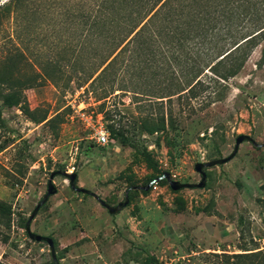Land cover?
<instances>
[{"label": "rangeland", "instance_id": "rangeland-1", "mask_svg": "<svg viewBox=\"0 0 264 264\" xmlns=\"http://www.w3.org/2000/svg\"><path fill=\"white\" fill-rule=\"evenodd\" d=\"M86 1L28 0L18 25L13 15L1 14L0 64L19 47L26 50L20 70L27 76L41 74V62L68 65L86 35L71 12L83 10ZM259 16L264 22V11ZM254 30L247 25L242 32ZM82 46L85 62L91 47ZM152 50L127 73L122 56L101 87L67 84V67L59 88L39 78L25 91L28 106L47 111V120L60 116L61 123L35 124L20 110L2 107L7 129L0 134L6 140L0 200L13 214L0 224V264H52L48 246L29 240L20 225L46 193L51 172L76 173L78 187L116 206L129 188L146 186L164 172L180 183H199L194 165L228 157L240 135L264 142V38L246 49L243 68L216 90V100L209 98L210 90L196 98L177 94V84L185 87L189 80L181 71L203 69L208 57L197 64L196 57L173 59L162 46ZM209 78L216 79L204 69L197 81L207 84ZM103 89L113 93L99 100ZM161 118L164 129L144 132L141 120L149 119L146 126L155 130ZM112 123L128 132L133 147L117 140L98 144L96 131ZM205 172L202 189L175 192L155 183L146 192L130 191L127 207L116 215L58 176L52 181L57 192L41 207L31 231L53 239L59 264H139L144 255L137 246L161 264H264V149L242 143L231 161ZM239 254L250 255L235 257Z\"/></svg>", "mask_w": 264, "mask_h": 264}, {"label": "trees", "instance_id": "trees-1", "mask_svg": "<svg viewBox=\"0 0 264 264\" xmlns=\"http://www.w3.org/2000/svg\"><path fill=\"white\" fill-rule=\"evenodd\" d=\"M29 8L28 0H8L0 5V16L4 13L11 14L18 25L21 14ZM81 8L72 11L71 17L78 28L82 27L86 31L85 43L79 42L76 50L78 54L68 65L41 62V74L31 77L20 70V64L27 60L24 48L18 47L14 55L3 59L0 64V134L7 129L2 107L20 110L35 124L46 122L52 126L60 119V116H55L47 120V111L29 108L25 91L35 87L39 78L49 80L59 88L60 80H63L65 74L63 68L67 67L70 69V75L65 78L67 84L74 82L81 87L89 83L91 88L101 87L106 74L122 56L127 57L128 64L124 71L127 73L135 68L137 59L150 56L153 53L152 48L157 45L165 47L164 53H169L173 59L177 58L174 56L196 57V63L200 64L202 58L208 57L209 62L203 69L193 65L186 73L181 71L182 77H189V80H186L185 87L177 84V94L185 92L189 93V98H196L203 91L210 90L209 98L216 100V90L225 88L222 83L235 77L243 68L248 57L246 49L249 50L257 40L264 38V22L259 16L264 11V0H87L83 10ZM247 25H252L255 30L243 34L242 31ZM88 42L91 51L88 59L83 62L80 53L82 45ZM220 66L223 68L219 69ZM204 69L212 72L216 79L209 78L207 84L199 82L200 79L197 81ZM170 72L172 76L175 75L174 70ZM173 81L170 88L175 85ZM112 93V89H103L99 100ZM177 94H170L168 97ZM141 121L145 133L151 134L164 127L163 118L155 130L146 126L149 119ZM106 129L112 140H117L122 145L134 146L131 136L122 127L112 123ZM5 147L6 140H0V152ZM145 156L149 155L145 153ZM158 183L167 184L165 180ZM12 214L11 206L0 200V224L9 222ZM26 221L20 222L21 228L25 229ZM137 250L144 255L139 264H161L146 248L137 246ZM245 255L250 254H239L235 257L243 258Z\"/></svg>", "mask_w": 264, "mask_h": 264}, {"label": "water", "instance_id": "water-1", "mask_svg": "<svg viewBox=\"0 0 264 264\" xmlns=\"http://www.w3.org/2000/svg\"><path fill=\"white\" fill-rule=\"evenodd\" d=\"M245 142L250 143L252 146H254L256 148L264 149V142L263 143H257V142H255V140H253L249 136L240 135L236 138L233 151L228 157L218 158V159H214V160H210V161H206V162H199V163H196L194 165L195 172L198 173L201 177V180L199 183H197V184L180 183L178 181L172 180L171 175L167 172H164L161 176L150 181L149 184L146 186H142V187L136 186V187L129 188L125 192L124 201L118 203L116 206H111V205L107 204L105 201H103L95 193H93V192H91L85 188L78 187L76 185V180H77V174L76 173H68L65 171L51 172L49 175L48 181H47L46 193L43 195V197L37 203V205L35 206V208L31 212L30 216L28 217V219L25 223V229H24L25 233L27 234L29 240L36 242V243H45L49 248L51 263L52 264H59L58 259H57V255H56V251H55V245H54L53 239H51L50 237L35 234L31 231V223L35 219V217L37 216L39 210L41 209V207H43L48 202L49 198L51 196H54L57 192V189L55 188V186L53 185V182H52L54 178H56L58 176L66 178L69 182V187L72 191H74L78 194H83V195H87V196L92 197L95 201L98 202V204L101 207H103L105 210H107L109 215H116L119 212H121L124 208L127 207L128 203H129L128 194L130 191L138 190V191H145L146 192L150 189V187L153 184L158 183L159 181H162V180H165L167 182L168 186L170 187V189L172 191H175V192L181 191L184 189H202V188H204L205 183H206V172L205 171L208 169H211L213 167H216V166L224 165V164L228 163L229 161H231L235 157V155L237 154L239 146Z\"/></svg>", "mask_w": 264, "mask_h": 264}, {"label": "built area", "instance_id": "built-area-1", "mask_svg": "<svg viewBox=\"0 0 264 264\" xmlns=\"http://www.w3.org/2000/svg\"><path fill=\"white\" fill-rule=\"evenodd\" d=\"M96 140L99 145L105 146L107 145L112 139H110L109 133L107 129L103 128L102 126L96 131Z\"/></svg>", "mask_w": 264, "mask_h": 264}]
</instances>
